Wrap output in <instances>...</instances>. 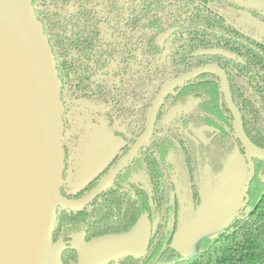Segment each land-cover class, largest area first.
<instances>
[{"label": "trees", "instance_id": "1", "mask_svg": "<svg viewBox=\"0 0 264 264\" xmlns=\"http://www.w3.org/2000/svg\"><path fill=\"white\" fill-rule=\"evenodd\" d=\"M115 1L33 0L34 13L53 48L65 103L86 100L110 121L117 119L126 142L123 150L142 133L151 102L168 79L214 63L228 74L249 140L264 148V42L256 38L264 32L259 29L264 24L261 10L244 15L234 11L227 20L202 4L194 6L193 0H182L177 6L164 5L163 0H132L122 6ZM181 15L187 17L185 23L164 48L158 47L157 34L170 21L177 24L175 16ZM197 23L202 26L196 28ZM211 47L234 52L242 62L194 54ZM185 107L189 113L175 112L168 125L169 111ZM165 128L167 134L154 135L146 150L93 204L58 210L52 244L61 245L62 264L79 262L72 242L75 234L82 233L88 243L98 236L124 233L144 212L155 220L147 252L110 264H264V159H253L244 209L224 232L192 256L184 257L174 247L183 227L181 188H186L191 200L199 196L191 207L199 209L205 201L200 181L206 178L205 188L212 187L240 148L218 79L204 74L171 94L158 120V131ZM200 132L207 143L197 138ZM68 139L66 133L65 150ZM135 173L148 185L136 182ZM95 182L96 178L78 194Z\"/></svg>", "mask_w": 264, "mask_h": 264}, {"label": "water", "instance_id": "2", "mask_svg": "<svg viewBox=\"0 0 264 264\" xmlns=\"http://www.w3.org/2000/svg\"><path fill=\"white\" fill-rule=\"evenodd\" d=\"M250 1L258 7L264 5L262 0ZM175 30L161 33L159 44L162 46V41ZM196 54L237 58L216 48ZM204 73L219 77L233 114L234 130L251 171L247 193L254 174L253 159H264V148L249 140L226 73L216 65H205L166 83L153 101L145 132L128 155L90 194L78 200L67 199L61 191L66 168L63 146L66 107L50 39L34 13L33 0H0V264H50L55 251L60 257L61 247L52 244L58 209L84 207L111 185L150 139L159 109L168 95ZM226 176L227 169L218 178L224 180ZM151 231V221L143 215L127 232L84 241L83 253L77 248L78 264H109L129 255L142 257L147 252Z\"/></svg>", "mask_w": 264, "mask_h": 264}, {"label": "rangeland", "instance_id": "3", "mask_svg": "<svg viewBox=\"0 0 264 264\" xmlns=\"http://www.w3.org/2000/svg\"><path fill=\"white\" fill-rule=\"evenodd\" d=\"M259 29L264 31L263 23H260ZM83 105L87 106L85 103ZM73 118H77L76 129L73 127L67 134L70 136L73 132H78L80 138L78 147L71 148V158L74 162L68 170L66 184L70 188L69 192L76 193L105 168L123 144V138L104 120L99 124H93L92 116H81L78 113L76 116L74 111L66 116L71 122ZM84 119L88 121L84 123ZM237 154L235 151L231 156L226 178L224 180L218 178L213 187L206 186V190L202 192L205 201L200 210L182 222L184 227L177 233L174 246L187 257L206 249L245 206L251 171L246 163L241 165L236 162ZM83 244L81 234L74 236L73 245L80 253H83L85 246ZM57 246L61 245L58 243ZM50 264H61L58 251L52 254Z\"/></svg>", "mask_w": 264, "mask_h": 264}, {"label": "flooded vegetation", "instance_id": "4", "mask_svg": "<svg viewBox=\"0 0 264 264\" xmlns=\"http://www.w3.org/2000/svg\"><path fill=\"white\" fill-rule=\"evenodd\" d=\"M130 1H132V0H122V1H118V0H116L115 1V3L117 4V5H119V6H122V5H125V4H127V3H129ZM263 2H264V0H262ZM163 2V4L164 5H176L177 6V4L178 3H180V2H183L182 0H178V1H176V0H163L162 1ZM251 1L250 0H240V1H235V0H203V1H201V0H193V5L194 6H198V5H200V4H202L203 6H205V7H208L209 9H210V11H212L213 13H220L221 15H223L227 20H230V16H232V14L233 13H235V12H240L241 13V15H244V14H247L248 12H249V10H252V11H258V10H261V13L262 14H264V5H262V6H260V7H258V5L257 6H255L252 2L250 3ZM163 11V10H162ZM161 11V12H162ZM235 11V12H234ZM161 16H162V13H160V12H158ZM185 15V14H184ZM184 15H181V16H175V19H177V21H178V23L176 24V23H173L172 21H170V23L171 24H169V25H167L166 24V28L165 29H163L161 32H159L158 34H157V36L155 37V43H156V45L158 46V47H160V48H164V46L166 45V43H167V41L169 40V38L175 33V32H177L179 29H180V25L182 24H184L185 23V18H187L186 16H184ZM132 16H136V15H132ZM141 18H143L142 16H140ZM166 20V19H165ZM171 20H174V19H171ZM131 26V25H130ZM132 26H133V24H132ZM196 28H199V27H201L202 25H200L199 23H197L196 25H194ZM102 28H103V26H102ZM170 29H176L173 33H172V35L171 36H169L166 40H164V41H162V43H163V45L161 46L159 43H161L160 42V39L158 38L159 37V35L161 34V33H163V32H165V31H167V30H170ZM186 34H187V32H185L184 33V37H186ZM256 38L258 39V40H260V41H263L264 42V32L263 33H258L257 34V36H256ZM213 48H216V49H222V50H225V51H228V52H230V53H232V54H235L236 56H237V58H235V59H233V58H229V57H225V56H222V55H197L196 53L198 52V51H200V50H204V49H213ZM200 50H197L194 54L196 55V56H221V57H224V58H228V59H232V60H237L238 62H242V59L238 56V54H236V53H234V52H231V51H229V50H227V49H224V48H218V47H211V48H203V49H200ZM205 65H216V66H218V67H220L225 73H226V75H227V78H228V82H229V85H230V90H231V93H232V98H233V101H234V103H235V105L237 106V108L239 109V107H238V105L236 104V102H235V100H234V96H233V92H232V88H231V84H230V80H229V77H228V74H227V72L221 67V66H219V65H217V64H214V63H208V64H204V65H200V66H205ZM200 66H197V67H200ZM197 67H194V68H197ZM194 68H192V69H194ZM192 69H190V70H192ZM190 70H187V71H185V72H182V73H180V74H178V75H176V76H174V77H172V78H170V79H168L162 86H161V88L159 89V91L156 93V95H155V97H154V99L156 98V96L158 95V93L160 92V90L162 89V87L166 84V83H168L170 80H172V79H174V78H176V77H178V76H180V75H182V74H184V73H186V72H188V71H190ZM204 74H212V75H214L217 79H218V81H219V84H220V87H221V91H222V94H223V97H224V101H225V104H226V106H227V108H228V110L230 111V109H229V107H228V105H227V102H226V99H225V95H224V93H223V90H222V86H221V82H220V79H219V77L216 75V74H213V73H204ZM204 74H201V75H199V76H197V77H195V78H193V79H191L190 81H188V82H185L184 84H187V83H189V82H191L192 80H194V79H196V78H198V77H200V76H202V75H204ZM184 84H182V85H184ZM182 85H180L179 87H181ZM179 87H177L174 91H172L169 95H168V97L171 95V94H173ZM167 97V98H168ZM167 98L164 100V102H163V104L161 105V107H160V109H159V112H158V114H157V118H156V122H155V125H154V130H153V133H152V135H151V137H150V139L146 142V144L143 146V147H141L140 149H139V151L134 155V157L124 166V168L118 173V175L116 176V178L112 181V183H111V185H109L102 193H100L98 196H96L93 200H91L87 205H85L84 207H81V208H85V207H87V206H90L91 204H93L100 196H102V194L106 191V190H108V189H110V188H112V186L114 185V183L116 182V180L119 178V176L125 171V170H127L134 162H135V160L138 158V156L139 155H141V153L143 152V151H145L146 150V148H147V146H148V144H149V142L151 141V139L153 138V136L154 135H157V136H164V135H166L167 134V128H165L164 130H162V131H158L159 129H157V127H158V120H159V115H160V111H161V109L163 108V106H164V104H165V101L167 100ZM62 99H64V84H63V92H62ZM154 99L152 100V102H151V105H150V107H149V109H148V113H147V117H146V122H145V127H144V129H143V131H142V133L138 136V137H136L132 142H130L129 144H128V146H127V148L126 149H123V150H121V148L123 147V146H125V144H126V142H125V140H124V137L121 135V132H122V128H121V126L119 125V121L117 120V119H115V118H113L111 121L106 117V115H105V112L104 113H102L103 111L100 109L99 111H98V108H97V106L94 104V103H91V102H89V101H86V100H80V101H76V102H74V104H73V100L72 101H70V100H67V102L65 103L64 102V104H65V107H66V112H65V116H64V122H65V128H66V130H65V134L67 133V131H69V130H73V127L76 129V126H77V123H76V119H74L73 118V121L71 122V120L70 119H66V116L67 115H70L71 113H72V111H74L75 113H76V116H77V113L79 114V115H81V116H85V115H89L90 117L92 116V118L93 119H91V122L94 124H99V123H101L103 120L104 121H106L107 123H108V125L112 128H114V131H115V133L116 134H119V135H121L122 136V138H123V144L121 145V147L119 148V150L117 151V153L113 156V158L109 161V163L105 166V168L95 177L96 178V182H95V184L92 186V187H90L89 189H86L85 191H83V193H81V194H78V192L81 190V189H83V188H85V186H87L88 184H89V182H91V181H89L83 188H81L79 191H77L76 193H71V192H69L68 190L70 189L68 186H67V184H66V178H67V175H68V170H69V168H70V166H71V164H73V162H74V160H72V158H71V148L72 147H78V140H79V138H80V134L77 132V133H72V134H70V136H69V141L67 142V148H66V150H65V152H66V161H65V164H66V168H65V173H64V184H63V186H62V189H61V191H62V195L63 196H65L67 199H71V200H78V199H81V198H83V197H85V196H87L88 194H90L100 183H101V181L114 169V168H116L118 165H119V163L128 155V153L131 151V149L136 145V143L138 142V140L141 138V136L143 135V133L145 132V130H146V127H147V122H148V118H149V113H150V109H151V107H152V104H153V101H154ZM64 101V100H63ZM83 103H85V104H87V106H84L83 105ZM183 110V112H182V114H188L189 113V107H185L184 109H182V108H176V110H170L169 111V114H167L166 116H165V120L168 122V125L169 124H171L172 123V119L174 118V116H175V112H177V113H181V111ZM239 111H240V109H239ZM240 113H241V111H240ZM230 114H231V116H232V118H233V129H234V117H233V114H232V112L230 111ZM241 116H242V114H241ZM88 121V119H84V123L85 122H87ZM242 121H243V117H242ZM243 126H244V122H243ZM244 130H245V127H244ZM234 132H235V130H234ZM246 132V131H245ZM235 135H236V133H235ZM65 136V135H64ZM197 138L202 142V143H207V141H208V138H207V136L203 133V132H200L198 135H197ZM236 138H237V136H236ZM237 140H238V142L240 143V148H237L235 151H237V153H240L243 157H244V159H245V161H246V163L248 164V161L246 160V157H245V150L243 149V147H242V144H241V142H240V140L237 138ZM65 149V148H64ZM234 151V152H235ZM233 155V154H232ZM230 159H231V157H230ZM230 159H229V161H230ZM229 161H228V163H229ZM227 163V164H228ZM226 168H227V165H226V167H225V169L224 170H226ZM134 179H135V181L136 182H142V183H145L146 185H148L147 183H146V181L144 180V177H142L140 174H137V173H135L134 174ZM210 177H208L207 178V183H208V179H209ZM206 179V178H205ZM205 179H203V180H201L200 181V184H199V186H198V188H199V190H200V192L202 193L203 191H205L206 189H205V182L206 181H204ZM218 182V179H217V181L215 182V184ZM214 184V185H215ZM213 185V186H214ZM89 186V185H88ZM212 186V187H213ZM180 192H181V196H182V198H181V203H182V212H181V219H182V221H184V220H186V219H190V217H191V215L193 214V213H195V212H197L199 209L198 208H196V209H193V208H191L192 207V204H195V203H198L199 202V196H196L195 198H192L193 200H191V198L190 197H188V192H187V190H186V188H181V190H180ZM246 202V201H245ZM59 209H65V208H59ZM58 209V210H59ZM80 209V208H79ZM244 209V208H243ZM243 209L240 211V212H242L243 211ZM66 210H77V209H66ZM143 215H147L148 216V219L151 221V224H152V231H151V236H152V232H153V227H154V225H155V220H153V219H151L150 218V216H149V214L147 213V212H144L141 216H140V218L143 216ZM140 218H139V220H140ZM138 220V221H139ZM184 227V226H183ZM182 227V228H183ZM182 228H181V230H182ZM180 230V231H181ZM179 231V232H180ZM178 232V233H179ZM77 234H81L82 236H83V234L82 233H77ZM77 234H75L74 236H76ZM74 236H73V238H72V242H73V239H74ZM103 236V235H102ZM98 237H100V236H98ZM150 240H151V238H150ZM150 244V243H149ZM112 263V262H111ZM110 264V263H109Z\"/></svg>", "mask_w": 264, "mask_h": 264}, {"label": "crops", "instance_id": "5", "mask_svg": "<svg viewBox=\"0 0 264 264\" xmlns=\"http://www.w3.org/2000/svg\"><path fill=\"white\" fill-rule=\"evenodd\" d=\"M237 155H238V156L235 158V159H237L236 162L238 161L239 164L244 165V163H246L244 157H243L240 153H238ZM246 165H247V163H246ZM226 169H227V168H226ZM199 210H200V209H199ZM182 230H183V229H182ZM179 235H180V234H179ZM183 254H184V253H183ZM184 256L187 257V255H185V254H184Z\"/></svg>", "mask_w": 264, "mask_h": 264}]
</instances>
